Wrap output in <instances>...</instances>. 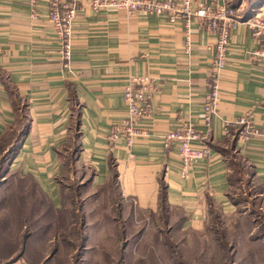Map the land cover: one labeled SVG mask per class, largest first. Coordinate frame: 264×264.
<instances>
[{
    "label": "crops",
    "instance_id": "0c3cea01",
    "mask_svg": "<svg viewBox=\"0 0 264 264\" xmlns=\"http://www.w3.org/2000/svg\"><path fill=\"white\" fill-rule=\"evenodd\" d=\"M227 2L244 19L264 12V0ZM37 10L32 17L30 0H0V152L8 151L2 143L15 136L10 170L35 195L27 197L29 225L13 235L22 238L21 249L0 257L1 264H145L146 254L137 255L136 247L141 251L150 233L162 240L205 236L214 215L237 212L229 197L233 156L246 161L264 188V136L243 144L238 127L230 136L223 129V121L251 112L264 132V60L250 59L258 45L245 23L232 32L218 114L207 124L213 35L195 26L188 44L183 22L95 12L82 0L65 68L48 0H39ZM132 76L148 79L151 113L143 126L149 134L132 149L124 142L111 146L112 129L127 119L124 90ZM183 123L203 136L195 146L211 149L186 174L177 147L159 138ZM72 142L78 144V163L92 171L83 185L93 193L83 213L58 219L65 212L62 157ZM112 189L109 195L116 198L106 197ZM2 232L0 238L7 237ZM247 243L264 252L255 239Z\"/></svg>",
    "mask_w": 264,
    "mask_h": 264
},
{
    "label": "built area",
    "instance_id": "2783aa9c",
    "mask_svg": "<svg viewBox=\"0 0 264 264\" xmlns=\"http://www.w3.org/2000/svg\"><path fill=\"white\" fill-rule=\"evenodd\" d=\"M81 1L48 0V17L61 45L60 54L65 68H70L74 39L73 24L80 10ZM38 2L39 0H30L32 17L38 15ZM89 2L91 9L95 12L113 9L131 16L163 17L171 24L183 22L188 44L191 42L190 36L195 26L214 36L213 64L203 112V118L207 124H210L212 118L218 114L221 73L228 62L232 32L238 25L245 23L258 45V49L250 54V59L264 60V12L244 19L238 16L236 9L230 6L227 0H89ZM147 81L145 77L129 78L124 90L127 119L112 129L109 137L111 146L124 142L127 148L132 149L137 139L149 134V129L143 126V121L151 113V96L145 86ZM234 127H238L237 137L243 144L253 138L264 136V132L257 127L255 116L251 112L234 122L223 121L226 136L231 135ZM159 138L167 146L177 147L185 174L194 164L208 157L211 152L207 146H195L203 140V136L190 123H183L176 130L159 135Z\"/></svg>",
    "mask_w": 264,
    "mask_h": 264
},
{
    "label": "rangeland",
    "instance_id": "374dc122",
    "mask_svg": "<svg viewBox=\"0 0 264 264\" xmlns=\"http://www.w3.org/2000/svg\"><path fill=\"white\" fill-rule=\"evenodd\" d=\"M78 150V144L72 142L62 157L59 181L63 184L65 212H58V219L63 213L73 214L76 210L83 213V204L92 197L93 191L84 188V185L92 180L93 174L91 169L78 163ZM9 155L0 152V232L7 236L0 238V252L4 251L0 257L21 249L22 238L14 239L13 235L20 232L24 224L29 225L32 206L27 205V197H35L29 189L31 184L11 172ZM232 167L229 197L237 212L229 216L214 215L205 236L179 235L162 240L155 236L156 233H150L142 243L141 251L139 246L133 245L137 255L143 257L146 254L145 264H264L263 250L247 243L256 239L264 246V188L258 184L252 169L242 157L233 156ZM111 191L116 192L114 189L107 190L106 197L116 198V195H109ZM103 194L106 195V190ZM106 203L103 207L108 209ZM138 229V225L133 227L135 232ZM247 232L255 233L252 239L247 237ZM35 242L43 245L40 239ZM163 243H168V247H164ZM238 243L241 247L236 251Z\"/></svg>",
    "mask_w": 264,
    "mask_h": 264
},
{
    "label": "trees",
    "instance_id": "16d2710c",
    "mask_svg": "<svg viewBox=\"0 0 264 264\" xmlns=\"http://www.w3.org/2000/svg\"><path fill=\"white\" fill-rule=\"evenodd\" d=\"M14 137L15 136H13V138L11 136H9V138L2 143L1 149L2 148H5V147H8V151L7 152H4V153H10L11 150H12V148L14 147V144L17 143V141H15V138ZM9 158H10V155H9ZM2 161H3V159H2Z\"/></svg>",
    "mask_w": 264,
    "mask_h": 264
}]
</instances>
